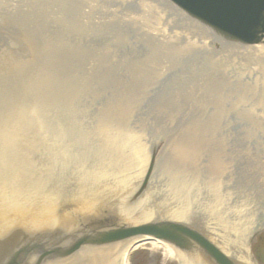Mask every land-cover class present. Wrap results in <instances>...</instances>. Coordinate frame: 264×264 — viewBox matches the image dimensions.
<instances>
[{
    "label": "water",
    "instance_id": "1",
    "mask_svg": "<svg viewBox=\"0 0 264 264\" xmlns=\"http://www.w3.org/2000/svg\"><path fill=\"white\" fill-rule=\"evenodd\" d=\"M258 44L264 0H0V264H229L196 223L264 221Z\"/></svg>",
    "mask_w": 264,
    "mask_h": 264
},
{
    "label": "flooded vegetation",
    "instance_id": "2",
    "mask_svg": "<svg viewBox=\"0 0 264 264\" xmlns=\"http://www.w3.org/2000/svg\"><path fill=\"white\" fill-rule=\"evenodd\" d=\"M264 227L251 230L248 234L233 236L228 243L223 244L219 239H213V243L220 251H223L229 260V264H264ZM201 233L203 231L200 230ZM151 264H205L201 255L197 253H185V258L179 259L163 254H155L150 257ZM149 264L148 258H133L128 256L127 264ZM124 263V264H125ZM78 264H88L85 259ZM116 264H121L118 261Z\"/></svg>",
    "mask_w": 264,
    "mask_h": 264
},
{
    "label": "rangeland",
    "instance_id": "3",
    "mask_svg": "<svg viewBox=\"0 0 264 264\" xmlns=\"http://www.w3.org/2000/svg\"><path fill=\"white\" fill-rule=\"evenodd\" d=\"M160 251L161 249L159 247L153 246L151 242H147L135 247V249L132 250V252L130 253V256H132L133 258H139V257H145V259L148 258V262L149 264H151L150 262L152 260L150 259V257L155 254H159ZM127 264L129 263L127 262Z\"/></svg>",
    "mask_w": 264,
    "mask_h": 264
},
{
    "label": "bare ground",
    "instance_id": "4",
    "mask_svg": "<svg viewBox=\"0 0 264 264\" xmlns=\"http://www.w3.org/2000/svg\"><path fill=\"white\" fill-rule=\"evenodd\" d=\"M133 243V242H132ZM132 243L129 245V247L127 248V251H126V253L128 252V250L130 249V247L132 246ZM134 243H138V242H134ZM153 245H155V246H158L159 248H161L162 250H163V252L167 255V256H169V257H171V248H170V246L168 245V244H162V243H159L158 241L157 242H155V243H153ZM125 253V254H126Z\"/></svg>",
    "mask_w": 264,
    "mask_h": 264
}]
</instances>
